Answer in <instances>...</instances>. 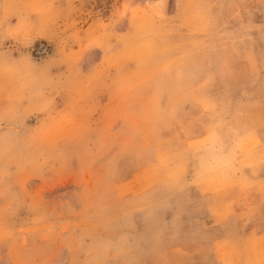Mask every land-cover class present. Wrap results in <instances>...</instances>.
Segmentation results:
<instances>
[{
    "label": "rangeland",
    "instance_id": "obj_1",
    "mask_svg": "<svg viewBox=\"0 0 264 264\" xmlns=\"http://www.w3.org/2000/svg\"><path fill=\"white\" fill-rule=\"evenodd\" d=\"M247 171L264 0H0V264H264Z\"/></svg>",
    "mask_w": 264,
    "mask_h": 264
},
{
    "label": "crops",
    "instance_id": "obj_2",
    "mask_svg": "<svg viewBox=\"0 0 264 264\" xmlns=\"http://www.w3.org/2000/svg\"><path fill=\"white\" fill-rule=\"evenodd\" d=\"M245 170H249V168H244ZM248 173H244L245 174V176L246 177H241V176H238V177H236V178H234V179H239V181H241V182H244V181H251V182H253V183H264V174L262 173H260L259 175H257L256 177L255 176H253L252 174H251V172L250 171H247ZM260 172V171H259ZM241 210H244V207L243 206H238V207H236V209H235V211L236 212H240Z\"/></svg>",
    "mask_w": 264,
    "mask_h": 264
}]
</instances>
